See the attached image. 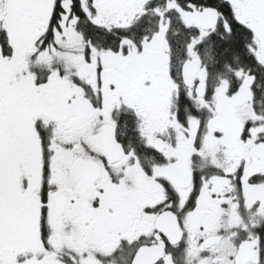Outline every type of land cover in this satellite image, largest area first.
<instances>
[{
	"label": "snow or ice",
	"instance_id": "snow-or-ice-1",
	"mask_svg": "<svg viewBox=\"0 0 264 264\" xmlns=\"http://www.w3.org/2000/svg\"><path fill=\"white\" fill-rule=\"evenodd\" d=\"M0 264H264V0H0Z\"/></svg>",
	"mask_w": 264,
	"mask_h": 264
}]
</instances>
